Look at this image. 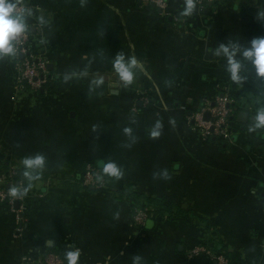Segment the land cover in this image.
<instances>
[{"label": "crops", "instance_id": "obj_1", "mask_svg": "<svg viewBox=\"0 0 264 264\" xmlns=\"http://www.w3.org/2000/svg\"><path fill=\"white\" fill-rule=\"evenodd\" d=\"M14 2L53 83L19 88L15 57L0 56V174L11 181L0 188L23 184L14 208L0 200V264L77 247L79 264H218L225 251L231 264H264V76L243 56L264 36V0H208L188 17L183 0ZM221 45L236 50L241 80ZM118 53L136 58L130 83ZM217 94L234 112L228 140L192 118ZM90 162L103 187L83 183ZM135 207L149 210L141 225ZM198 245L213 255H192Z\"/></svg>", "mask_w": 264, "mask_h": 264}, {"label": "built area", "instance_id": "obj_2", "mask_svg": "<svg viewBox=\"0 0 264 264\" xmlns=\"http://www.w3.org/2000/svg\"><path fill=\"white\" fill-rule=\"evenodd\" d=\"M155 4L162 10L167 8L168 0H148ZM208 0H198L197 5L203 8ZM23 9L18 6L17 11ZM15 49L14 53H11L16 59V67L18 70L17 86L24 90L31 92H38L40 89H45L49 84V60L41 54H38L35 50L32 34L29 27L25 31L15 37L12 41ZM23 56V57H22ZM209 113L210 116H205ZM233 108L231 107V101L227 95H219L216 97L215 104L213 106H203L201 110L195 111L193 120L200 125L205 135H214L219 139H230V122L233 118ZM14 172V170H13ZM6 174H0V184L8 182ZM11 184V181L8 182ZM83 183L87 186L103 187L104 181L101 176V170L92 162L88 163L85 167L83 174ZM8 184V185H9ZM10 187L0 188V200L7 202L9 206L14 208L15 200L18 198L11 197L8 193ZM149 210L146 207H135L133 212L134 223L141 225L144 223L148 216ZM201 252H209L212 254V249H208L206 245L195 246L191 250L192 255H197ZM214 254V255H213ZM212 255L217 260L218 264H229V260L223 253L214 252ZM66 260L63 253L57 251H48L39 259L25 258L23 264H65Z\"/></svg>", "mask_w": 264, "mask_h": 264}, {"label": "clouds", "instance_id": "obj_3", "mask_svg": "<svg viewBox=\"0 0 264 264\" xmlns=\"http://www.w3.org/2000/svg\"><path fill=\"white\" fill-rule=\"evenodd\" d=\"M198 0H183L182 11L180 12L181 17H188L197 8ZM17 3L14 0H0V56L4 54L14 53L15 49L13 47V39L19 34L23 33L28 25L25 23L27 16L25 15L24 9L16 11ZM27 15H33L32 9H27ZM40 24L46 23L43 15L40 14V9H37L35 13ZM224 53L229 58L230 70L232 73V79L239 81L241 76L239 75V70L241 68V62L235 58V49L229 50L227 46L221 45ZM243 56L251 59L255 65L256 72L259 76H264V36L253 38L252 47L247 48L243 52ZM115 66L120 72L121 77L127 81L132 82L134 79V74L130 70L131 66L136 65L137 61L135 57H131L128 63H125V58L123 53H118L115 60ZM103 79L97 81V83H102ZM257 124L255 127H264V110H261L256 117ZM153 136L159 135V132L153 131ZM43 161L42 156H36L35 158H25L24 164L31 166L34 163H41ZM104 171L119 177L122 175L119 168L114 162H109L105 165ZM25 176H28L31 180L42 183V178L39 175L33 176L31 172L25 171ZM37 186V185H35ZM33 184H29L28 188H24V192L27 193L29 188L35 187ZM23 187L21 183L19 186L13 184L11 188L8 189V193L11 197H16L20 194V188ZM82 250L80 248H69L64 252V258L67 264H79L81 258ZM140 257H135L133 264H138Z\"/></svg>", "mask_w": 264, "mask_h": 264}, {"label": "trees", "instance_id": "obj_4", "mask_svg": "<svg viewBox=\"0 0 264 264\" xmlns=\"http://www.w3.org/2000/svg\"><path fill=\"white\" fill-rule=\"evenodd\" d=\"M51 77H52V74H51ZM52 78H50V81H49V84H47V86H46V88L44 89V90H46L47 88H50L51 87V85H52ZM43 92V90L42 89H40V90H38V93H42ZM6 172V170H4V169H1V171L0 172ZM8 173V172H7ZM225 253V255L230 259V262H229V264H231V261H232V257H231V255L229 254V253H227L226 251L224 252Z\"/></svg>", "mask_w": 264, "mask_h": 264}, {"label": "water", "instance_id": "obj_5", "mask_svg": "<svg viewBox=\"0 0 264 264\" xmlns=\"http://www.w3.org/2000/svg\"><path fill=\"white\" fill-rule=\"evenodd\" d=\"M20 3V2H19ZM32 30H33V32H35V28L34 27H32ZM23 57V56H22ZM48 66H49V68L51 69L52 67H53V64L52 63H49L48 64ZM240 114H247V112H245V111H241L240 112ZM246 121V120H245ZM18 203V202H17ZM19 204V203H18Z\"/></svg>", "mask_w": 264, "mask_h": 264}, {"label": "rangeland", "instance_id": "obj_6", "mask_svg": "<svg viewBox=\"0 0 264 264\" xmlns=\"http://www.w3.org/2000/svg\"><path fill=\"white\" fill-rule=\"evenodd\" d=\"M219 95H221V94H217V96L216 97H218ZM231 101V100H230Z\"/></svg>", "mask_w": 264, "mask_h": 264}]
</instances>
